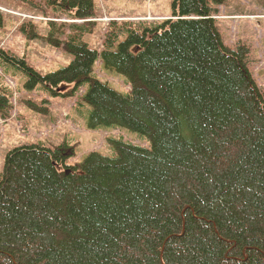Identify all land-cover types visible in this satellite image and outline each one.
Returning a JSON list of instances; mask_svg holds the SVG:
<instances>
[{
	"label": "trees",
	"instance_id": "1",
	"mask_svg": "<svg viewBox=\"0 0 264 264\" xmlns=\"http://www.w3.org/2000/svg\"><path fill=\"white\" fill-rule=\"evenodd\" d=\"M223 1L174 0L171 18L115 23L95 50L82 41L94 1L60 0L85 22L61 25L73 60L46 75L0 48L54 96L88 84L92 128L150 141L117 140V157L93 151L73 166L62 148H13L0 174V264H264V90L249 49L219 32L211 4ZM99 59L129 93L92 75ZM11 107L0 85V113Z\"/></svg>",
	"mask_w": 264,
	"mask_h": 264
},
{
	"label": "rangeland",
	"instance_id": "2",
	"mask_svg": "<svg viewBox=\"0 0 264 264\" xmlns=\"http://www.w3.org/2000/svg\"><path fill=\"white\" fill-rule=\"evenodd\" d=\"M95 20L82 33V41L90 48L103 50V39L115 23L123 29L141 30L146 24L155 26L172 17L174 0H93ZM219 32L229 47L243 44L249 49L248 69L264 90V0H224L212 3ZM4 25L0 27V48L23 57L41 75L70 65L73 56L64 44L71 30L64 34L63 23L83 25L84 20L71 18L72 11L60 0H0ZM219 16V17H218ZM162 25V24H161ZM124 37L118 39L117 44ZM102 82L127 94V78L106 68L99 59L92 73ZM31 76L17 66L0 59V85L10 98L9 115L0 113V174L7 154L15 147L39 144L67 153L66 164L82 163L89 153L117 157V140L150 147L149 139L118 125L90 126L92 106L85 98L88 84L70 89L59 87L54 96L39 82L29 85ZM63 169V168H62Z\"/></svg>",
	"mask_w": 264,
	"mask_h": 264
}]
</instances>
